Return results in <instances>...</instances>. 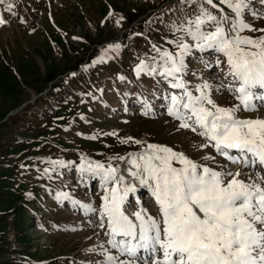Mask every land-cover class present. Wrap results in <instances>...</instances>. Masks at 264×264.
<instances>
[{
	"label": "rangeland",
	"instance_id": "rangeland-1",
	"mask_svg": "<svg viewBox=\"0 0 264 264\" xmlns=\"http://www.w3.org/2000/svg\"><path fill=\"white\" fill-rule=\"evenodd\" d=\"M6 1L7 3H11L14 0ZM19 1L27 3L30 0ZM68 1H62V3L64 2V7L59 6V2L55 5L52 18L48 16V19L45 20V15L43 14H38L36 17L32 16V19L40 26H45L46 31H43L44 35L39 31L35 33L31 32V30L26 28L28 24L25 22H21L18 26L5 25L0 27V136L5 148L10 146L11 150L13 147L11 154L7 157L3 158L0 153V264H81L80 262L98 264V262H102L105 259L106 255L115 256L117 264L120 260L129 259L127 256L120 255L117 250H114L107 243L110 239V236L107 235L109 229L108 227H100L102 222L107 224L105 218L102 220L100 210L95 215H90L87 213L88 208H84L83 212H80L78 215L79 221H70L68 225L70 230L65 231L63 234L57 233V228L52 225L53 223H50L51 227L49 230H45L39 225V230L35 229L34 231V228H31L32 225H30L28 219L24 218L21 214L23 213L22 209L27 211L26 207L28 203L35 201L31 193V186L33 184L40 185L42 179H44L45 172H51L55 178H59L54 173L59 171V166L65 165V159H68L70 163L83 162L81 165H75L72 169L76 170L75 182L82 186L94 177L93 175H79L83 164L90 165L92 164V160L86 156L72 158L61 156V158L55 161V165H53V170L51 171L47 165L34 160L29 164L22 163L19 165L21 167L19 171H12L10 173L8 169L11 164L22 160L21 157H14V155L20 154V147L13 146L15 142L13 138L15 128L10 124L12 123L11 113L26 103L32 102L35 97L47 91L52 80L54 82L53 92L58 90L64 91L67 88V83H70L72 98L74 101H77L78 91L84 77L91 75L90 81L94 82L95 74L93 73L101 66L104 69L114 66L116 69L125 71L128 75L132 76L135 72V66L144 61V56H148L149 58L145 57L144 65L153 67L155 71H164L163 60L161 57L156 58L155 56L158 53L159 41L162 45L166 41L157 36L155 32L156 25L147 23L150 22L151 17H155L149 9L169 0H108L107 2L103 0H78L75 1V5L73 6L69 3L67 4ZM189 1L183 0L182 3L180 1L179 5L183 4L186 7H190L192 4H189ZM197 2L199 4L202 3L201 0ZM258 2L260 5L262 4L261 0ZM83 4H85V7ZM247 5V15L264 17V7H257L248 3ZM79 7L83 9L80 11ZM202 7L215 14L217 5L213 7L205 3ZM5 10L9 17H17V14L13 13L8 6L5 7ZM200 11L201 7L197 5L190 10L181 7L172 12L171 15L161 16L160 18L164 23L180 25L179 27L183 29L180 40L184 43L193 41L196 43L191 36L187 35L186 29L188 25L187 23L183 24V22L184 18L188 21L194 19ZM140 19L143 20L142 23L145 25H140L135 28L134 32H130V38L122 42L114 40L119 39L123 33L125 35L130 34L127 30ZM248 24H259V20L248 19ZM144 28L147 35L141 36L145 34ZM108 42H119V44L113 43V46L118 45V47L110 48ZM92 48H95V50L90 54L89 61L93 64H88L85 71L74 73V78L66 81L64 76L68 74L64 73L67 70L76 68L77 64L81 66L85 61H88V55ZM112 49L115 51L113 60L116 65L114 63L108 64L103 62V60L96 62L98 59L111 56ZM204 51L205 58L201 60V63L206 65V73L204 75V71H198L200 67L197 66L195 73L193 72L192 75H204L201 80L203 83L207 82L211 86L209 91L214 103L217 101L219 106L222 107L229 104L227 96L221 93L233 94L232 100L235 102L234 98L238 96L235 88L239 87V82H234L232 76L229 75V67L226 68L224 74L222 72L219 74V71L214 68V56L223 53H219L214 49H205ZM5 61L8 62V65ZM134 63V67L130 66V64ZM211 65L214 69L210 68ZM134 77L143 88L147 82V78L141 73L134 75ZM119 78H122V82H119L117 87H111L107 93V97L111 102L115 100L118 102L117 107L108 112L110 120L108 121V125H112L111 129L125 136L129 135L134 138L143 139L148 145H160L157 142L170 144L171 140L169 137L172 136V138L180 140L179 142L171 143L175 147L169 146L175 152H187L188 158L198 165H205L216 171L231 172L234 164H228V160L224 159L219 152L214 150L212 146L214 142L206 141L204 137L199 136L189 128H181V121L168 114L171 97L173 95L182 97L184 89L169 90L165 85L169 86L176 83L179 73L172 77L163 78L162 81L156 84L158 86L157 91H150L149 100L143 99L141 101L138 99L134 101L128 100L130 94L136 95V93L130 92V94H127L129 90L128 81L122 74H119ZM255 92L258 94L257 91ZM85 94H92V91H87ZM192 94L196 96L199 95V92L196 94L192 92ZM64 101V97L54 98L53 101L45 102L44 108L57 107V111L61 113L59 116L60 122L67 123L77 119L81 110L77 106H74V111L70 115L71 119L65 120L62 113L67 108V104ZM261 101L263 102V100ZM206 106L211 107L210 105ZM126 110H128V113L124 112ZM136 111H138V115L135 113ZM242 111L243 109H240L237 112L239 118L244 117ZM247 113L249 118L264 119V105L255 107L254 110L247 111ZM51 117H54V113ZM188 122L191 123L192 121ZM54 127L58 129V124L55 123ZM64 129L65 126H62V130ZM61 133L63 134L62 136L67 135L63 131ZM72 137L73 141L77 142L78 149L87 153L98 152L100 156L106 158L117 157L122 154V150L115 147V142L128 141L127 139H122L119 135L105 138L102 135H93L92 132L83 130L73 133ZM39 139L49 141L51 144L67 150L66 146L57 143L48 135L46 137L35 135L30 140L31 158H39L36 145L33 142ZM205 143L208 146L201 147ZM137 152L141 151H134L128 154ZM44 154H50L49 147H47ZM205 157H208V159H205ZM60 161L63 162V165L58 163ZM96 162L102 163L103 161L98 159ZM110 162L111 160L109 159L105 160V163ZM258 167L260 168V166L256 165L251 169L248 163L245 164L242 167L243 169L241 168L240 170L239 179L250 182L259 175L264 180V171ZM4 175L9 176L4 178ZM126 175L130 177L129 173ZM136 179L134 178L133 180ZM100 182V178H96V184ZM119 187L122 191L126 187L124 179L120 182ZM143 187L148 189V187L143 185L140 188ZM71 189L78 196H81L79 188L72 187ZM38 192L39 189H35L34 196H37ZM40 193L44 194L42 191ZM85 197V194H83L82 198L85 199ZM142 198L145 200L144 206L147 214L157 219L160 218L159 212L155 209L148 195L144 194ZM88 203H93V200H89ZM39 204L43 207V211L46 207L50 209L48 218H53L52 220L57 222L59 227H65V223L68 220L66 213L64 214L67 216L61 211L53 209V206L49 202L43 201V199ZM73 206V201L69 200L68 205H65V211H71ZM136 211L138 210L134 208L133 212L135 213ZM33 212L39 224L46 228L47 225L39 214L41 210L38 212L34 206ZM19 215L21 218H18ZM86 233L88 234L87 236H85ZM83 241H88V243H83ZM62 252L68 253V257L64 259V256H61L63 255L61 254ZM56 254L60 255L61 259H53V256ZM158 255L161 254L159 253ZM50 259H53V261L48 262ZM148 264H151L150 260Z\"/></svg>",
	"mask_w": 264,
	"mask_h": 264
},
{
	"label": "snow or ice",
	"instance_id": "snow-or-ice-1",
	"mask_svg": "<svg viewBox=\"0 0 264 264\" xmlns=\"http://www.w3.org/2000/svg\"><path fill=\"white\" fill-rule=\"evenodd\" d=\"M206 2L216 7L213 0ZM222 3L237 17L248 6L247 0H222ZM0 23L4 21L0 19ZM244 28L251 26L201 7L186 29L196 43L190 46L179 42L175 55L162 52V75L167 78L182 72L184 58L192 55L193 48L214 49L224 54L229 75L239 82L235 91L243 110H254L253 101L264 100V92L258 95L254 91L264 90V35L255 38L239 35ZM145 67L141 62L137 72ZM171 86L184 89L182 97H171L168 108V114L181 121V128H189L206 141L214 142L212 146L217 152L233 162L238 161L230 156L231 149L238 150L241 156L250 154L254 158L252 163L264 166V119L239 118V106L216 105L207 82L197 86L196 96L186 89L182 80ZM207 146V143L201 145ZM119 159L123 161L124 157ZM173 161H178L180 166H174ZM58 163L63 165L62 161ZM126 163L132 165L129 174L149 188L158 205L159 219L141 209L133 213L137 224L125 214L122 210L125 197L135 189L129 185L121 192L119 185L124 177L118 175L116 167L96 162L81 168L82 172L99 177L102 185L113 182L110 189H105L100 214L102 220L107 218L110 236L107 243L129 258L118 264H148L149 260L151 264H264V180L259 175L245 181L239 179V170L216 171L167 146L152 144ZM87 207L95 211L90 205ZM103 226L102 222L100 227ZM98 264H117V258L106 255Z\"/></svg>",
	"mask_w": 264,
	"mask_h": 264
},
{
	"label": "bare ground",
	"instance_id": "bare-ground-1",
	"mask_svg": "<svg viewBox=\"0 0 264 264\" xmlns=\"http://www.w3.org/2000/svg\"><path fill=\"white\" fill-rule=\"evenodd\" d=\"M235 82V81H234ZM254 102V101H253ZM256 105V104H255ZM213 152V151H212ZM142 153V151L141 152H137V153H132V154H127V156L126 157H124V160L122 161V163L121 164H119V169H120V171L121 172H123L124 174H127V173H129V171H128V169L129 168H131L132 167V165L130 164V163H126V161H130L131 159H133V158H136L139 154H141ZM209 154H210V152H209ZM244 156H246V158L247 157H249V158H252L251 156H250V154H246V155H244ZM244 156H241V154L240 153H238V156H237V161L238 162H235V164L236 165H234V171H240L241 170V168L243 167V163H242V161H241V159L244 157ZM221 159V158H220ZM252 159H254V158H252ZM256 163H258V162H256ZM261 166V165H260ZM262 167V169L264 170V166H261ZM259 168V167H258ZM236 169V170H235ZM260 169V168H259ZM133 170H135V169H133ZM131 176V175H130ZM135 178V177H134ZM139 186V189H143V190H146L144 187L143 188H140L142 185L140 184V182H139V179H136V180H132V185L131 186H133L134 188L136 187V186ZM147 187V186H146ZM148 192L151 194V192H150V190H149V188H148ZM114 249V248H113Z\"/></svg>",
	"mask_w": 264,
	"mask_h": 264
}]
</instances>
